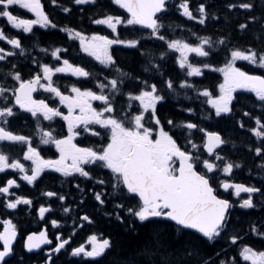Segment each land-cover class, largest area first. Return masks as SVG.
<instances>
[{"label": "snow or ice", "instance_id": "snow-or-ice-1", "mask_svg": "<svg viewBox=\"0 0 264 264\" xmlns=\"http://www.w3.org/2000/svg\"><path fill=\"white\" fill-rule=\"evenodd\" d=\"M84 6L101 30L61 27L41 0H0V19L14 32L0 28V215L35 203L18 193L17 175L27 185L51 175L64 183L39 193L47 202L37 212L44 220L58 212L48 221L53 228L72 225L70 235L55 233L52 264L51 254L62 250L74 258L70 264H99L116 248L123 264H264V250L244 242H264V0H228L226 9L241 13L225 21L234 29L208 34L201 32L221 21L210 0H67L60 10L76 8L82 24ZM17 7L34 18L14 14ZM174 14L185 18L179 33L165 24ZM35 26L62 33V43L25 45L36 38ZM73 47L87 63L72 59ZM206 73H218V82L207 83ZM57 74L76 79L61 84ZM166 105L171 116L161 114ZM229 120L249 134L241 147L259 161L255 183L232 181L243 165L234 140L203 126ZM13 121L32 131L13 130ZM89 198L95 212L81 215ZM237 210L245 220L234 219ZM101 211L118 231L90 235L88 248L72 246L75 228L94 227ZM2 225L0 264H8L18 229L12 219ZM51 243L41 230L22 246L31 252ZM229 245L238 246L235 254Z\"/></svg>", "mask_w": 264, "mask_h": 264}, {"label": "trees", "instance_id": "trees-1", "mask_svg": "<svg viewBox=\"0 0 264 264\" xmlns=\"http://www.w3.org/2000/svg\"><path fill=\"white\" fill-rule=\"evenodd\" d=\"M41 2L45 5V10L46 12L50 15L51 18H53L61 27L64 26H78L82 27L85 31L91 32L94 30H101V26H96V25H91L90 24V14L92 13L93 9L90 6H84L85 7V13H84V18H83V23H80V17L78 14V11L76 8H73V11L71 15L64 14L60 8L62 6H65L67 3V0H58V6L51 5L49 3V0H41ZM103 2L106 4L107 0H103ZM211 3L214 4L213 11H218L220 16H221V21L219 24L214 25V24H209L208 28L201 32V34H208L210 32H213L216 28H221L224 29L225 31H230L233 30L235 25L234 24H229L225 23V21L230 20L231 18L241 15V13H236V12H229L225 5L228 2V0H210ZM96 11H101L100 9H96ZM185 18L179 17L178 14H174L168 18L165 19V24L171 25V28L169 29L170 32H177L179 33V28L178 26L184 23ZM37 31V36L33 40H28L26 45H32L36 44L39 47H54L58 46L62 43V33H57L55 31L48 32V30H39V28H36ZM41 33H47V34H41ZM106 34V33H104ZM235 34V33H234ZM127 35V33H125ZM248 41L243 40L240 43L241 44H246ZM73 49L76 50L75 47ZM72 53V50H71ZM72 59L76 58L73 54H71ZM220 62H223V57L221 56ZM246 62H238V64H245ZM251 67V66H249ZM218 73H206L205 79L207 83L213 84L218 82ZM199 80L200 78H196ZM249 94L245 93L244 96L241 97L242 101V106L247 107V101L245 97H247ZM199 107V105H197ZM205 111L207 110V105H204ZM161 114L165 116H171L172 111H171V105H166L163 109H161ZM178 120L179 119H188L189 117L187 116H177L176 117ZM246 127L248 125V121L245 119ZM204 127L207 128L209 131H222L226 134V136H229L234 140L236 144V154L237 157H242L243 158V165L241 169H234V176L230 177L233 181L235 182H244V183H255L256 180L253 178L250 180L251 177H255L256 173V168L255 165L259 163V161H256L253 159L252 155L250 153H247L242 147L241 143H247L249 139V134L246 131L239 130L238 126L237 128H233L232 121H220L218 124L215 121L211 122H205ZM200 134H197V141L199 140ZM254 139V138H253ZM249 169H252V172H249ZM221 193L224 197L232 199V197H229L228 194H225L222 192ZM235 200V199H232ZM243 210H237L234 213V219L239 218L241 221L245 220V217L241 214ZM253 217H256L259 215V213H252ZM97 220L99 221L98 223L95 224V226H84L82 228H77V234L78 239L76 241H72L71 244L72 246H77L78 244H81L85 238L89 235L96 234L97 236L101 237V232L104 233L105 235L109 233H115L118 230L115 227V224H109L107 222V219H102L100 212L97 213ZM20 226V225H18ZM23 230L25 228H22ZM246 230V228H245ZM23 233V232H21ZM245 243H248L252 246H254L257 250H264V242L261 241L259 237L255 236H249L246 238L244 241ZM223 243V241H221ZM230 248L229 255L235 254L237 251L238 246H228ZM63 251V250H62ZM125 253L122 252L119 248L114 249L113 251L109 252L104 259L99 261V264H123V258H124ZM56 258V259H55ZM53 258L54 264H70V261H72L74 258L68 257L66 254H62L60 256H57ZM238 261L239 258L237 257ZM52 264V262H51ZM239 264H246V262L239 261Z\"/></svg>", "mask_w": 264, "mask_h": 264}, {"label": "flooded vegetation", "instance_id": "flooded-vegetation-1", "mask_svg": "<svg viewBox=\"0 0 264 264\" xmlns=\"http://www.w3.org/2000/svg\"><path fill=\"white\" fill-rule=\"evenodd\" d=\"M17 8H14L13 10H16ZM21 10V9H19ZM22 12H26L24 10H21L20 13ZM27 16L30 18H33L31 16V14L27 13ZM0 21H4L3 19H0ZM1 24V23H0ZM4 29V31L6 32V34H14L13 30H11L7 25L6 22H4V26L2 27ZM0 45H2L0 43ZM74 56H76V58H74L78 63H87L88 60H80L77 57V49H73L72 48V53ZM80 56H83V54H79ZM57 77L59 79V82L61 84L64 83H71L73 82L76 78L72 77L70 74L65 75V74H57ZM57 77H54V79H57ZM37 96V98H42L45 94L42 92V90L40 92H38L37 94H34ZM64 111L66 112V109H64ZM62 122H57L54 127H56L57 129H59L60 124ZM22 122L20 121H14V125L16 128H23L25 127L26 132H31L32 129L31 127L24 125L23 127H21ZM16 131V130H15ZM79 140V138H78ZM81 143H84V141H81ZM17 149H13L12 151V155L16 156L17 154ZM44 155L47 157L49 155H51L50 152H45ZM58 175V174H56ZM4 174L0 173V177H3ZM16 178L18 179V182L20 183L21 187L18 190L19 194L25 195L27 197L33 198L35 203L32 206H28V210L26 213H23L20 215L19 212L14 213L13 215H0V219H12V221H17L18 216H19V220L20 223H22L23 225L27 226L28 228L26 230H23L24 233L25 232H32V231H41V230H46L48 238L52 241V244L49 246H46L45 248H43L42 250L38 251V252H26L23 248V241H24V237L26 234H24V236L19 237V239L15 242L14 244V250H15V254L13 256H11L9 259H7L8 264H18L19 259L22 257L23 258V264H47V257L50 254L49 253V249L55 246V233L57 231H60L63 235L67 236L72 234V225H71V221L68 222L67 225H65L63 222L61 223L62 226L64 227H59L58 229L53 228L52 225L48 222L50 221L52 218H54V214H55V218L58 217L60 214L58 212H54L52 215H49L48 213L45 214V217L47 218V220L42 219L38 212L37 209L40 206L41 203H46L47 202V198H39V193L48 189H58L59 185L61 183H64V181H57L54 182L53 177L51 175H45L44 178L42 180L39 181V183L35 184V185H27L26 182L23 181H19L18 175L16 176ZM67 188V185L65 184V189ZM99 190V189H97ZM94 204L95 202L89 198L86 203L83 205V212H81V215L86 212L89 214H92L95 212V208H94ZM27 207V206H25ZM110 208V206H109ZM103 211V210H102ZM102 211L100 212V215L102 217ZM98 213V212H97ZM96 213V215H97ZM72 215V219L75 220L77 213L75 210L72 211L71 213ZM102 219H106V218H102ZM85 226H88L86 222ZM76 228H81L79 226H77ZM2 229V225L0 224V231ZM78 234H77V230L75 229V234L73 236L72 241H77L78 239ZM88 239V238H87ZM71 241V242H72ZM1 247V246H0ZM86 247V246H85ZM63 254V251L60 254H51L52 255V260H54V256H60ZM56 259V258H55ZM48 264H51V261H49Z\"/></svg>", "mask_w": 264, "mask_h": 264}, {"label": "water", "instance_id": "water-1", "mask_svg": "<svg viewBox=\"0 0 264 264\" xmlns=\"http://www.w3.org/2000/svg\"><path fill=\"white\" fill-rule=\"evenodd\" d=\"M1 224H2V221H1ZM3 230V229H2ZM18 239V235H17V238H16V240ZM26 239V238H25ZM16 240L14 241V244H15V242H16ZM45 245H48V244H43V245H41L40 246V248L39 249H33L32 251H39L40 249H42ZM27 251V250H26ZM11 257V256H10ZM9 257V258H10ZM8 259V258H7Z\"/></svg>", "mask_w": 264, "mask_h": 264}, {"label": "bare ground", "instance_id": "bare-ground-1", "mask_svg": "<svg viewBox=\"0 0 264 264\" xmlns=\"http://www.w3.org/2000/svg\"><path fill=\"white\" fill-rule=\"evenodd\" d=\"M75 243H78V242L76 241V242H74V244H75Z\"/></svg>", "mask_w": 264, "mask_h": 264}, {"label": "rangeland", "instance_id": "rangeland-1", "mask_svg": "<svg viewBox=\"0 0 264 264\" xmlns=\"http://www.w3.org/2000/svg\"><path fill=\"white\" fill-rule=\"evenodd\" d=\"M88 247H90V244H88Z\"/></svg>", "mask_w": 264, "mask_h": 264}]
</instances>
